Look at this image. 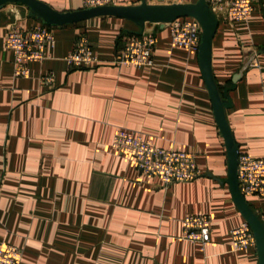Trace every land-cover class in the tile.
I'll use <instances>...</instances> for the list:
<instances>
[{
	"label": "crops",
	"instance_id": "crops-1",
	"mask_svg": "<svg viewBox=\"0 0 264 264\" xmlns=\"http://www.w3.org/2000/svg\"><path fill=\"white\" fill-rule=\"evenodd\" d=\"M41 1L59 11L84 7ZM252 2L247 21L219 18L213 73L224 88L241 73L227 118L240 153L264 157V0ZM39 22L21 3L0 10V243L21 247L22 264H259L256 246L233 247L230 231L246 220L227 182V148L198 51L175 44L169 25L147 23L144 34L158 38L153 63L119 64V48L140 28L101 16L55 28L47 57L29 64L28 77L15 76L7 29ZM81 33L100 64L69 66ZM49 71L51 86L41 81ZM119 128L195 153L202 174L167 186L142 175L112 145ZM246 199L264 221V196ZM188 214L210 215L206 245L181 237Z\"/></svg>",
	"mask_w": 264,
	"mask_h": 264
},
{
	"label": "built area",
	"instance_id": "built-area-1",
	"mask_svg": "<svg viewBox=\"0 0 264 264\" xmlns=\"http://www.w3.org/2000/svg\"><path fill=\"white\" fill-rule=\"evenodd\" d=\"M155 3L159 0H148ZM184 0H163L162 2H183ZM253 0H207L218 18L231 23L247 21L253 14ZM84 7L113 4V0H83ZM173 42L182 47L199 51L202 27L192 17L177 18L168 24ZM55 42L53 30L39 23L29 28L12 23L6 34V45L14 54V74L28 77L31 74L29 64L42 61L47 57L46 48ZM158 42L154 34L135 35L128 38L116 62L141 67L153 63L152 52ZM71 67H92L101 63L95 55L91 42L86 35H80L74 47L65 58ZM55 73L49 71L41 77L45 85H54ZM112 145L131 155L137 163L140 173L146 177L157 176L167 186L176 181H190L202 174L193 152L163 148L138 131L119 128ZM238 177L240 189L245 197L264 196V157H252L240 153ZM181 237L196 241L203 246L211 240V217L208 214H188L182 218ZM235 249L256 246V237L247 221L230 231ZM21 247L0 243V264H21Z\"/></svg>",
	"mask_w": 264,
	"mask_h": 264
},
{
	"label": "water",
	"instance_id": "water-1",
	"mask_svg": "<svg viewBox=\"0 0 264 264\" xmlns=\"http://www.w3.org/2000/svg\"><path fill=\"white\" fill-rule=\"evenodd\" d=\"M162 1L159 0V2L152 3L148 0H142L141 3L134 5L113 3L83 7L74 11H59L41 0H0V10L8 3H21L29 8L30 15L33 18L39 19L44 24L55 26L78 23L101 16H117L136 23L140 28L138 31L139 35L144 34L147 23H158L161 26H166L181 17H192L198 20L202 27L198 51L199 62L212 100L218 126L225 139L228 155L227 182L229 183L233 200L256 237L259 264H264V221L261 220L241 192L238 177L240 151L227 118V109L232 105L228 92L235 87L241 77V73H237L231 84L225 87L223 91L220 89L213 73V43L219 26V18L211 9L207 0L172 3Z\"/></svg>",
	"mask_w": 264,
	"mask_h": 264
},
{
	"label": "trees",
	"instance_id": "trees-1",
	"mask_svg": "<svg viewBox=\"0 0 264 264\" xmlns=\"http://www.w3.org/2000/svg\"><path fill=\"white\" fill-rule=\"evenodd\" d=\"M82 22H83V21L78 22V23H72V24H80V23H82ZM39 23L43 24L44 26H46L47 28H49V29H51V30H54L55 28L58 27V26H55V25L44 24V23H42V22H39ZM66 25H70V24H66ZM80 35H83V34L81 33ZM80 35H79V36H80ZM134 36H135V35H134ZM123 47H124V45H123L121 48H119V52L122 51ZM219 87H220V89H221L222 91L224 90V87H222V86H220V85H219ZM22 258H23V257H22ZM21 264H22V260H21Z\"/></svg>",
	"mask_w": 264,
	"mask_h": 264
}]
</instances>
